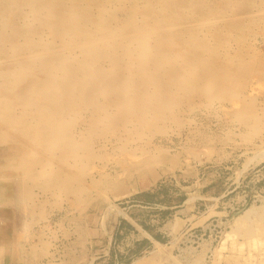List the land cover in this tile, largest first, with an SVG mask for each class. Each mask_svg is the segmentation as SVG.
I'll return each instance as SVG.
<instances>
[{
	"label": "bare ground",
	"instance_id": "1",
	"mask_svg": "<svg viewBox=\"0 0 264 264\" xmlns=\"http://www.w3.org/2000/svg\"><path fill=\"white\" fill-rule=\"evenodd\" d=\"M259 84L264 0H0V208L14 206L27 232L44 218L35 189L78 206L101 182L119 196L90 164L114 140L137 164L159 165L153 140L189 125L183 106L224 110L243 138L260 135ZM20 231L12 246L22 251ZM47 247L29 246L31 256Z\"/></svg>",
	"mask_w": 264,
	"mask_h": 264
},
{
	"label": "rangeland",
	"instance_id": "2",
	"mask_svg": "<svg viewBox=\"0 0 264 264\" xmlns=\"http://www.w3.org/2000/svg\"><path fill=\"white\" fill-rule=\"evenodd\" d=\"M253 87L257 90L256 97L262 100L264 90L261 89H264V85ZM245 93L248 95L250 89ZM260 103L256 107L260 106L261 109L264 103ZM197 113L199 115L196 116ZM223 113L228 117L224 118ZM176 114L184 121L189 117L190 126L185 122V127L180 128L182 130L173 131L168 138L166 135L155 136L154 145L164 152L159 165L145 167L137 164L138 158L132 156L130 159L125 151H119L114 140L113 148L109 145L102 150L107 153L106 158L90 164L94 165L92 172L104 173L109 179L118 182L119 196L106 190L103 182H99L101 185L95 190L81 194L80 201H88V204L80 206L73 202L72 197L62 200L66 196L63 193L60 195L58 191L44 194L40 190H33L35 201L42 204L44 218L28 226L27 232H23L21 228L22 251L12 247L15 244L13 239H5L4 247L0 248V264H64L63 258H71L80 252L93 257L99 247L103 249L107 244L115 218L120 213L129 211L132 205L152 208L158 204L170 208L182 205L186 199L191 210L186 221L192 228L189 237L182 236L183 221L171 223L172 235L161 240L164 246L159 245V255L166 252L170 256V252L177 248L180 253H177L174 264H264V131L250 138L251 141L246 140L242 137L244 132L238 124L220 109L206 110L200 107L190 112L183 106ZM217 114L222 116L217 118ZM189 130H196L195 135ZM206 135L213 137L206 142L208 144L202 141V138H208ZM213 139H217L216 142ZM191 141L199 143L196 145ZM127 148L128 145L125 150ZM2 175L1 172L0 176ZM98 178L99 176L95 179ZM0 181H3L2 177ZM152 216L156 217L155 221L158 219V227L162 229V223H166L168 214L152 212ZM120 226L125 229L123 221ZM5 235L8 238L6 233ZM43 243L48 245L46 255L31 256L30 248L39 249ZM142 247L141 244L135 246L129 255L135 256L136 251ZM68 249L72 251L70 255L66 254ZM147 256L142 257V264H147ZM126 263L128 260L123 264Z\"/></svg>",
	"mask_w": 264,
	"mask_h": 264
},
{
	"label": "crops",
	"instance_id": "3",
	"mask_svg": "<svg viewBox=\"0 0 264 264\" xmlns=\"http://www.w3.org/2000/svg\"><path fill=\"white\" fill-rule=\"evenodd\" d=\"M7 209L8 208L5 207L0 208V221H2L0 222V248L4 247L3 242L7 239L6 235L4 236L5 233L9 232L8 234H10V236L13 237V240H15L16 233H19L20 231V226L16 223L18 222L17 209L14 206L8 210ZM152 212H165L168 214L165 221L166 223H162V229L158 227V219L155 221L156 217L152 216ZM190 212L191 210L189 209L187 199L182 205L170 208H165L158 204L154 205L152 208L148 206L142 207L140 205H132L129 211H125L122 214L120 213V215L115 218L116 221L109 234L107 244L103 249L99 247L95 256L89 257L85 253L78 251L80 253H77L76 256L71 258L70 256L69 258L67 256L62 259V262H64V264H123L128 260V263L126 264H134L135 262L136 264H142V257L148 255L147 264H174V259L177 258V253H180L179 250L174 248L170 252V256H168L166 252L159 255L157 253L159 251V245L164 246L162 245L161 240H164L166 237H171L172 228L170 225L177 220L184 222V229L181 231L182 236L185 238L189 237V232L192 228L190 225L186 224V221ZM147 217L149 218L150 223L147 222ZM121 221L125 223V229L121 228ZM140 244L143 245V247L136 251V255H129L130 251L134 250L135 246ZM70 252L72 253V251L68 249L66 254L70 255Z\"/></svg>",
	"mask_w": 264,
	"mask_h": 264
}]
</instances>
